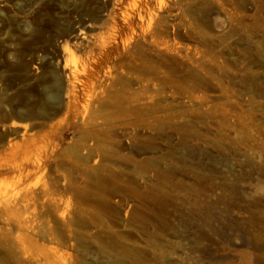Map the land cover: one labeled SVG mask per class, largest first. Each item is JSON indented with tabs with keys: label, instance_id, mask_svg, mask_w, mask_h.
I'll return each mask as SVG.
<instances>
[{
	"label": "rangeland",
	"instance_id": "1",
	"mask_svg": "<svg viewBox=\"0 0 264 264\" xmlns=\"http://www.w3.org/2000/svg\"><path fill=\"white\" fill-rule=\"evenodd\" d=\"M0 134L66 264H264V0H0Z\"/></svg>",
	"mask_w": 264,
	"mask_h": 264
},
{
	"label": "bare ground",
	"instance_id": "2",
	"mask_svg": "<svg viewBox=\"0 0 264 264\" xmlns=\"http://www.w3.org/2000/svg\"><path fill=\"white\" fill-rule=\"evenodd\" d=\"M11 125L21 127L20 123ZM9 149L12 159L0 160V176L6 175L5 186L0 185V264H66L63 255L50 246L62 242L60 232L55 233L49 224L62 216L63 192L70 186L49 182L47 152L28 161L17 158L13 146ZM92 155L89 152L87 159ZM89 169L94 183L95 168L90 165ZM35 173L41 179L30 183L29 177Z\"/></svg>",
	"mask_w": 264,
	"mask_h": 264
}]
</instances>
